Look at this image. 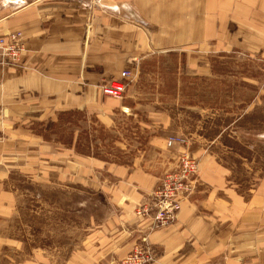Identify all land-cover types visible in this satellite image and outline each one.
I'll return each mask as SVG.
<instances>
[{
	"label": "crops",
	"instance_id": "1",
	"mask_svg": "<svg viewBox=\"0 0 264 264\" xmlns=\"http://www.w3.org/2000/svg\"><path fill=\"white\" fill-rule=\"evenodd\" d=\"M12 33L24 50L0 62V264H118L143 235L136 206L181 152L198 182L148 233L151 264H264V199L239 190L223 141L254 107L224 111L216 70L233 35L264 49V0H0V36ZM123 70V96L104 95ZM74 115L121 146L133 121L144 141L126 161L80 153ZM172 135L186 142L168 146Z\"/></svg>",
	"mask_w": 264,
	"mask_h": 264
},
{
	"label": "rangeland",
	"instance_id": "2",
	"mask_svg": "<svg viewBox=\"0 0 264 264\" xmlns=\"http://www.w3.org/2000/svg\"><path fill=\"white\" fill-rule=\"evenodd\" d=\"M243 8L245 9L244 6ZM230 26L238 27L233 23H230ZM254 37L255 35H233L234 44L237 47L223 50L222 58L217 57L216 70L223 75L222 107L224 111L233 109L242 114L246 107H254L251 112L238 120L236 130L229 131L227 129L224 131L223 141L226 144L224 150H232V156L229 157L228 161L234 166L233 177L240 186L239 190H244L249 194L254 190L260 191V196L264 199V110L262 109L264 108V94H262V92L264 93L262 68L264 49L257 53L244 49L245 45L254 48L258 45L257 43H260L259 39ZM165 66L166 72H170L171 65ZM146 67L151 69L152 66ZM65 119L67 118L64 117L63 123L66 122ZM230 119L229 115H224V126ZM91 121L92 123H90ZM91 121L81 115H74L72 118L71 126L75 132L78 131L77 148L80 153H91L95 157L116 162L126 161L140 149L141 146L137 143L144 141L145 132L136 135L131 133L134 130L132 129L134 127L133 121L127 123V134H122V140L126 138L128 143L126 146L114 143L117 134L104 130L98 125H94L92 119ZM62 127L61 134L64 139H68L70 137V125L63 124ZM193 193L189 195L188 199ZM149 195L150 193L148 197ZM79 198L80 202L86 200L85 195H79ZM134 215L139 217L135 214V210ZM79 216L80 218L84 217V214L81 212Z\"/></svg>",
	"mask_w": 264,
	"mask_h": 264
},
{
	"label": "built area",
	"instance_id": "3",
	"mask_svg": "<svg viewBox=\"0 0 264 264\" xmlns=\"http://www.w3.org/2000/svg\"><path fill=\"white\" fill-rule=\"evenodd\" d=\"M23 49L20 33L0 36V62L19 57ZM262 68L264 72V59ZM129 80V71L123 70L101 84L100 88L104 95L120 99ZM185 142L183 137L176 135L167 139L168 146ZM175 160L174 166L158 178L147 201L136 206L135 214L144 222L143 235L118 264H151L155 259V251L147 239L148 233L176 221L181 203L194 192L198 182V162L185 152L179 153Z\"/></svg>",
	"mask_w": 264,
	"mask_h": 264
},
{
	"label": "bare ground",
	"instance_id": "4",
	"mask_svg": "<svg viewBox=\"0 0 264 264\" xmlns=\"http://www.w3.org/2000/svg\"><path fill=\"white\" fill-rule=\"evenodd\" d=\"M23 50H24V49H23ZM20 55H21V54H20ZM17 59H18V57H17V58H14V59H13V58H12V59H11V58H10V59H5V61H14V60H17Z\"/></svg>",
	"mask_w": 264,
	"mask_h": 264
}]
</instances>
